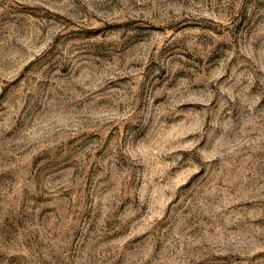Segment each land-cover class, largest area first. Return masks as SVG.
Instances as JSON below:
<instances>
[{
    "label": "rangeland",
    "instance_id": "1",
    "mask_svg": "<svg viewBox=\"0 0 264 264\" xmlns=\"http://www.w3.org/2000/svg\"><path fill=\"white\" fill-rule=\"evenodd\" d=\"M0 264H264V0H0Z\"/></svg>",
    "mask_w": 264,
    "mask_h": 264
}]
</instances>
